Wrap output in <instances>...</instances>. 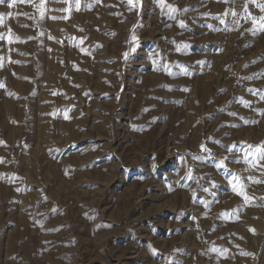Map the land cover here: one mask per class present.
I'll list each match as a JSON object with an SVG mask.
<instances>
[{"label":"rangeland","instance_id":"1","mask_svg":"<svg viewBox=\"0 0 264 264\" xmlns=\"http://www.w3.org/2000/svg\"><path fill=\"white\" fill-rule=\"evenodd\" d=\"M262 6L0 3V264H264Z\"/></svg>","mask_w":264,"mask_h":264},{"label":"snow or ice","instance_id":"2","mask_svg":"<svg viewBox=\"0 0 264 264\" xmlns=\"http://www.w3.org/2000/svg\"><path fill=\"white\" fill-rule=\"evenodd\" d=\"M5 0H0V3H4ZM225 2H227V0H225ZM13 3H15V0H13ZM129 3H132V0H129ZM11 6V5H9ZM262 10H264V6H262ZM173 11H175V9H173ZM234 15V14H233ZM264 19V18H262ZM183 27V25H181ZM133 39H135V37H133ZM127 55V54H125ZM245 67H247V65H245ZM249 91H252L251 89H249ZM230 115H235V113H230ZM249 147H252L251 145H249ZM258 152H259V158L264 160V151H261L260 149H258ZM221 163H223V161H221ZM256 183H261V182H264V181H255ZM234 190H235V186H234ZM240 195H243L244 196V199L247 200L248 197L247 195L243 192V189H241Z\"/></svg>","mask_w":264,"mask_h":264}]
</instances>
